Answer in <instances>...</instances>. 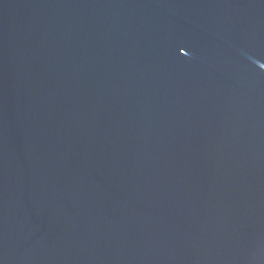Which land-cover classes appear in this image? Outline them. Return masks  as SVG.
<instances>
[{
	"label": "water",
	"instance_id": "95a60500",
	"mask_svg": "<svg viewBox=\"0 0 264 264\" xmlns=\"http://www.w3.org/2000/svg\"><path fill=\"white\" fill-rule=\"evenodd\" d=\"M0 264H264V0H0Z\"/></svg>",
	"mask_w": 264,
	"mask_h": 264
}]
</instances>
